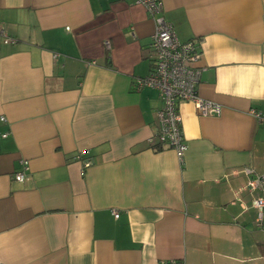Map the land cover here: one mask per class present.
<instances>
[{"label":"crops","instance_id":"obj_1","mask_svg":"<svg viewBox=\"0 0 264 264\" xmlns=\"http://www.w3.org/2000/svg\"><path fill=\"white\" fill-rule=\"evenodd\" d=\"M161 3L180 41L201 40L199 94L222 106L177 103L182 160L157 138L158 90L134 88L155 29L142 5L0 0L15 38L0 41V264H264L241 171L264 173V0Z\"/></svg>","mask_w":264,"mask_h":264},{"label":"built area","instance_id":"obj_2","mask_svg":"<svg viewBox=\"0 0 264 264\" xmlns=\"http://www.w3.org/2000/svg\"><path fill=\"white\" fill-rule=\"evenodd\" d=\"M134 3L144 7L149 17L155 22V29L150 42V69L146 76L135 80L134 88L144 86L158 90L161 106L156 111L157 138L166 147L175 151L179 160H182L187 145L182 134L181 115L177 108L180 101L192 103L196 114L201 116H216L222 112V106L212 100L203 98L199 94L198 86L201 78V40L189 39L180 41L174 29L162 16H157L162 11L161 0H133ZM0 41L4 44L15 42L5 29L0 26ZM109 47V42L105 41ZM55 57L57 54L54 55ZM250 113L257 119L264 121V114L255 109ZM5 120L4 117H1ZM80 159L79 156H76ZM90 161L83 163L84 167ZM21 169L14 173V179L23 181L27 178L29 163L27 159L20 160ZM241 171L247 176L245 188L256 191L251 205L256 209V225L264 228V173H255L251 167H243ZM114 217L118 212L113 211Z\"/></svg>","mask_w":264,"mask_h":264}]
</instances>
